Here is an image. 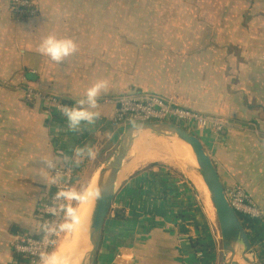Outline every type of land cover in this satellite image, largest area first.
I'll return each instance as SVG.
<instances>
[{
    "label": "crops",
    "instance_id": "crops-1",
    "mask_svg": "<svg viewBox=\"0 0 264 264\" xmlns=\"http://www.w3.org/2000/svg\"><path fill=\"white\" fill-rule=\"evenodd\" d=\"M33 2L36 14L18 18L15 0H0V264H16L12 244L18 236L38 234L35 208L52 192L54 165L74 176L84 159L75 150L113 126L117 105L107 100L124 95L118 93L129 86L128 80L114 86L112 79L113 18L96 14L98 5L111 0ZM206 7L202 16L207 22L231 26L221 30L217 25L216 34L206 37L200 111L219 117L226 127L221 132L199 128L195 134L225 190L242 187L264 209V0L238 6L237 16L225 18L227 22L219 12L209 15L213 8ZM49 34L73 39L76 52L63 63L42 55L39 44ZM157 75L145 79L140 74L136 91L182 100L171 82L164 87ZM100 80L107 87L92 109L100 116L78 131L68 128L63 111L42 100H25L26 90L33 88L52 94L64 107H76ZM123 129L119 139L128 128ZM147 137L144 132L138 139ZM128 156L96 264H218L220 241L212 212L188 173L156 164L140 168L139 160ZM76 181L73 177V188Z\"/></svg>",
    "mask_w": 264,
    "mask_h": 264
},
{
    "label": "rangeland",
    "instance_id": "rangeland-1",
    "mask_svg": "<svg viewBox=\"0 0 264 264\" xmlns=\"http://www.w3.org/2000/svg\"><path fill=\"white\" fill-rule=\"evenodd\" d=\"M249 2L250 0H111V3H108V5H98L96 9L98 19L113 18L112 43L110 44L109 42V44L112 46L114 60L112 73L114 86L121 80H128L129 84L127 89L121 90L118 94L137 92L158 95L156 94L157 91L156 93H152L154 91H136L138 90L136 87V79L138 77L141 78L140 74H144L143 77L145 79H150L154 73H158L157 76L160 78L158 81H164L161 85L168 87L167 84L171 82V87L174 88L172 91L174 92L176 90L182 100H174L165 95H161V97L163 96L166 100L182 108L209 118L212 124L220 120L217 116L200 111V105L203 101L200 95L202 86L201 69L205 65H202L201 60L203 58L202 52H204V46L208 43L205 42L208 40L206 37L216 34L214 32L215 26L219 25L218 27H221L222 30V27L227 26L228 23L221 22L217 24L216 22L212 23V21L207 22V17H203L202 13L203 11L207 13V5L211 6L213 11L208 12V14L213 16V14L219 12L223 14V20L227 22L228 19L225 18L237 16L236 13L239 11L238 6L241 8L246 7ZM205 3L208 4L205 5ZM218 6L221 8L219 11L216 10ZM242 12L240 11L239 13ZM228 25L231 26V24ZM108 30L109 28H107V36L109 35ZM202 38L204 40L203 44H201ZM120 56H122L121 60H119ZM175 87H178L179 90ZM47 96L56 98L52 94L44 93L40 89L28 88L26 90L25 100H42L48 105L45 101ZM223 122L226 124L225 121ZM130 126L131 124L129 122L122 123L119 126L113 124V126L107 128L106 133L101 132V134L91 135L87 138L86 146L83 148L87 149L91 147L95 152V157L89 158L86 155L83 156L84 159L82 160L81 167L76 168V171L74 170V174L78 180L74 184V191L87 194V189L91 184L93 176L99 175L101 168L114 157L120 142L118 132L121 134L124 127L129 128ZM185 127L194 135L197 134L200 128L195 124ZM202 129L212 130L209 126L202 127ZM148 135L149 137L138 139L135 142L128 157L142 160L144 159L143 157L149 155L154 149L162 147L177 151L175 156H173V162H147L144 160L138 165L140 168H143L150 164H156L175 172L183 170L188 173L203 198L207 201L212 212L213 228L216 234L219 235V248L221 250L219 251L217 261L218 264H224V254L217 216L202 177L198 172L197 162L192 150L176 137L158 136L152 133H148ZM196 178L202 181V188L197 184ZM200 181L199 184L201 183ZM94 200L95 197L92 200V208L90 207L88 209L84 217V236L80 242L81 245L77 247L80 251L79 256L82 254L86 243L87 250L91 249L88 235ZM80 202L70 201V204L73 208L77 209ZM66 222L67 219L65 218L64 223ZM68 231L71 232L67 234ZM66 234L70 236L71 240H74L72 229L62 230L60 239L56 244V247H59L54 254L62 259H66L67 264H78L74 259L76 251L72 252L74 248L71 251L69 250L70 242L68 243V249L64 251L60 250L61 246L67 240ZM253 249L254 259L258 264H264V249L262 246L254 245Z\"/></svg>",
    "mask_w": 264,
    "mask_h": 264
},
{
    "label": "built area",
    "instance_id": "built-area-1",
    "mask_svg": "<svg viewBox=\"0 0 264 264\" xmlns=\"http://www.w3.org/2000/svg\"><path fill=\"white\" fill-rule=\"evenodd\" d=\"M14 13L18 18L35 15L36 9L33 0H15ZM45 101L55 110L62 112L64 109L61 102L52 96H47ZM107 102L117 105L112 123L118 126L125 122H129L131 125L146 122H169L180 127L184 125L182 127L184 129H186L185 126L193 124L200 128L209 126L216 132H221L226 127L221 119L212 124L209 118L182 108L161 96L149 93L124 94L109 99ZM65 190H73L72 172L54 165L52 192L48 197L41 200L35 208V215L39 221L38 234L20 235L12 244L14 252L28 258L29 264H42L41 257L51 255L60 239L61 225L64 224L66 218L63 206L69 204L70 201L58 199L57 193ZM225 193L235 212L241 214L256 228L263 227L262 232H264V209L256 204L251 195L242 187L225 190ZM121 256V254L118 255V257ZM198 257H202V252H198Z\"/></svg>",
    "mask_w": 264,
    "mask_h": 264
},
{
    "label": "water",
    "instance_id": "water-1",
    "mask_svg": "<svg viewBox=\"0 0 264 264\" xmlns=\"http://www.w3.org/2000/svg\"><path fill=\"white\" fill-rule=\"evenodd\" d=\"M144 132L158 136L176 137L191 147L197 162L198 172L208 189L215 208L224 264H258L254 259L253 245L237 213L227 199L224 185L203 143L190 131L169 122H146L131 125L121 137L114 157L101 168L97 179V192L89 226L88 239L91 249L85 252L80 264H96L105 223L116 197L119 174L130 150L138 140L139 135Z\"/></svg>",
    "mask_w": 264,
    "mask_h": 264
},
{
    "label": "clouds",
    "instance_id": "clouds-1",
    "mask_svg": "<svg viewBox=\"0 0 264 264\" xmlns=\"http://www.w3.org/2000/svg\"><path fill=\"white\" fill-rule=\"evenodd\" d=\"M77 50L75 41L71 38H58L49 34L39 44L38 51L42 55L48 56L52 61L63 63L67 58L72 56ZM106 81L100 80L94 83L86 91L85 97L77 101L76 107H64L63 115L67 119L68 128L78 131L83 123L94 124L99 118L100 113L93 111L98 107V97L106 90ZM78 156L95 157V152L91 147L87 149L77 148ZM92 193H79L74 190H65L57 193V198L65 201H83ZM98 195V194H97ZM67 222L61 225L62 230H71L79 222L76 209L71 204L63 206ZM43 264H67L66 259H62L55 254L44 255L41 257Z\"/></svg>",
    "mask_w": 264,
    "mask_h": 264
},
{
    "label": "bare ground",
    "instance_id": "bare-ground-1",
    "mask_svg": "<svg viewBox=\"0 0 264 264\" xmlns=\"http://www.w3.org/2000/svg\"><path fill=\"white\" fill-rule=\"evenodd\" d=\"M184 144L188 148L191 149V147L188 144H186V143H184ZM145 152L149 153L147 151H145ZM175 153H177V151L174 150V149H169V148H166V147L157 148V149H154V151H152L149 155L143 157L144 159H142V160L140 159L138 161V163H140L141 161H144V160L147 161V162H149V161L173 162V160H174L173 156H175ZM179 155H181V154H179ZM146 165H148V164H146ZM97 179H98V175H94L93 178H92L91 184H90V186L87 189V193H92V195H88L87 198L84 199L83 201H81L78 204V206H77L76 212H77V215L79 217V222L74 226V228H72L73 235H74V237H73L74 240H71L70 236L67 235V240L64 242V244L62 246L60 245L61 246V249H60L61 251H64V250L68 249V246H69L68 243L70 242L69 250L71 251L74 248V251H72V252L76 251V255L79 256V252L80 251H79V249H77V247L79 245H81L80 242L82 241V238L84 236V228H85L84 227V223H85V218L84 217L86 216L88 209L92 206L93 198L96 196ZM203 183H204V181H203ZM204 185H205V183H204ZM205 187H206V185H205ZM206 189H207V187H206ZM207 192H208V189H207ZM208 195H209V192H208ZM209 197H210V195H209ZM85 252H87V243H86V245L84 246V248L82 250V254H80V256L77 258L78 264H80V260L83 257V255L85 254ZM72 255H73V253H72ZM76 255H74V256H76Z\"/></svg>",
    "mask_w": 264,
    "mask_h": 264
},
{
    "label": "trees",
    "instance_id": "trees-1",
    "mask_svg": "<svg viewBox=\"0 0 264 264\" xmlns=\"http://www.w3.org/2000/svg\"><path fill=\"white\" fill-rule=\"evenodd\" d=\"M73 177H74V181L77 179V177L73 176L72 173V183H73ZM240 222L242 223L244 229L247 232V235L249 237L250 242L252 243V245H256L258 243H261L260 245L262 246V248L264 249V232H262L263 227L262 228H256L255 225H252L249 221H247L246 219L243 218V216L239 213H237ZM185 231V230H183ZM195 246H197V243H194ZM15 258H16V264H29V259L23 257L22 255H18L15 254Z\"/></svg>",
    "mask_w": 264,
    "mask_h": 264
}]
</instances>
